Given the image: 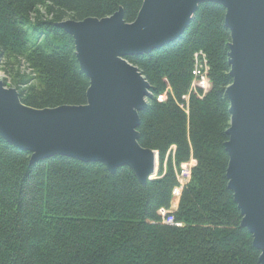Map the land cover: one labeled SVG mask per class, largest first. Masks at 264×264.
Returning a JSON list of instances; mask_svg holds the SVG:
<instances>
[{
    "label": "trees",
    "instance_id": "trees-1",
    "mask_svg": "<svg viewBox=\"0 0 264 264\" xmlns=\"http://www.w3.org/2000/svg\"><path fill=\"white\" fill-rule=\"evenodd\" d=\"M142 3L0 0V60L22 59L34 74L12 82L20 102L34 109L85 105L89 80L72 38L55 24L119 9L132 23ZM224 16L222 6L200 4L180 38L126 58L150 87L137 142L158 153V173L145 185L127 167L111 174L60 156L29 165L30 153L0 137V264H260L225 177L232 79ZM199 52L209 85L196 81L189 94ZM187 163L190 178L179 185Z\"/></svg>",
    "mask_w": 264,
    "mask_h": 264
},
{
    "label": "water",
    "instance_id": "water-1",
    "mask_svg": "<svg viewBox=\"0 0 264 264\" xmlns=\"http://www.w3.org/2000/svg\"><path fill=\"white\" fill-rule=\"evenodd\" d=\"M225 10L229 32L226 89L230 124L224 150L227 188L264 264V0H143L132 23L122 9L103 19L55 24L73 40L80 70L89 80L86 104L34 109L0 82V137L31 154L29 165L55 156L99 164L114 174L127 167L141 185L156 179L158 153L138 144L139 112L149 84L128 63L173 43L200 4Z\"/></svg>",
    "mask_w": 264,
    "mask_h": 264
},
{
    "label": "rangeland",
    "instance_id": "rangeland-1",
    "mask_svg": "<svg viewBox=\"0 0 264 264\" xmlns=\"http://www.w3.org/2000/svg\"><path fill=\"white\" fill-rule=\"evenodd\" d=\"M197 58H199V57L197 56ZM198 62H202V64H199ZM198 62H197L198 63V66H197L198 67V70H203L204 69V65H205L203 63V60L202 61L198 60ZM194 70H197V68L196 69L194 68ZM195 72L196 71H194V73ZM24 76L27 79H33L34 78V74L32 73V71L30 69H28V65L25 63L24 60L20 59V60L10 61L7 64H6V62L0 60V82L3 84V86L5 85L4 86L5 88H7V89H10V88L11 89H14L12 82L19 81ZM193 80H191V83H190L189 94H194L195 93V91L193 92V87L194 88L196 87L195 86V84H196L195 82H196L197 79L195 80V78H194ZM203 83H205V82H203ZM204 86L205 87H203V88L206 89L207 88V85H204ZM21 88H23V87H21ZM187 96H186V99H187ZM184 166L181 169L182 172H189V173H187V175H182L183 177H181L180 180H179L181 184H183L186 180H188L190 178V172L191 171H188L189 168H184ZM157 170H158V166H157ZM174 209L175 208L171 207V209L169 210V212L173 211ZM164 222L167 223V224H170L171 223V220H170V218H168Z\"/></svg>",
    "mask_w": 264,
    "mask_h": 264
},
{
    "label": "built area",
    "instance_id": "built-area-1",
    "mask_svg": "<svg viewBox=\"0 0 264 264\" xmlns=\"http://www.w3.org/2000/svg\"><path fill=\"white\" fill-rule=\"evenodd\" d=\"M199 57V58H197V56ZM198 60H200V61H202L203 60V63L205 64L204 65V69L203 70H198V63L199 64H202V62H198ZM205 60V61H204ZM194 62H195V64H194V67H193V70H192V76H193V79L195 78V80L196 81H198L199 82V85L200 86H202V87H205L204 85H207V87H208V85H209V79L207 78V72H208V69H209V66H208V62H207V59H206V56L203 54V53H201V52H199V53H197V54H195L194 55V60H193ZM193 62V63H194ZM198 62V63H197ZM207 63V64H206ZM194 68L196 69L197 68V70H194ZM194 71H196L195 73H194ZM203 82H205V83H203ZM196 86V85H195ZM196 90V87L194 88L193 87V92ZM159 100L160 101H162V98H159ZM193 163H195L194 161H193ZM184 168H189V170L188 171H190V169H191V167H190V165L189 164H186L185 166H184ZM187 173H189V172H182V170L179 172V175L181 176V177H183L182 175H187ZM178 180V183H179V185H180V181H179V179H177ZM180 188V190H181V187H179ZM160 214H161V216L164 218L165 216H166V212L164 211V210H160ZM170 220H171V218H170ZM165 221V220H164ZM165 223V222H164Z\"/></svg>",
    "mask_w": 264,
    "mask_h": 264
}]
</instances>
